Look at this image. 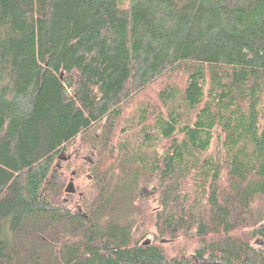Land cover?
Segmentation results:
<instances>
[{
  "label": "trees",
  "instance_id": "obj_1",
  "mask_svg": "<svg viewBox=\"0 0 264 264\" xmlns=\"http://www.w3.org/2000/svg\"><path fill=\"white\" fill-rule=\"evenodd\" d=\"M0 264H264V0H0Z\"/></svg>",
  "mask_w": 264,
  "mask_h": 264
},
{
  "label": "rangeland",
  "instance_id": "obj_2",
  "mask_svg": "<svg viewBox=\"0 0 264 264\" xmlns=\"http://www.w3.org/2000/svg\"><path fill=\"white\" fill-rule=\"evenodd\" d=\"M161 84V81H159L156 86L147 88L144 94L145 98L156 101L155 91ZM75 144L79 143L76 142ZM75 144L71 146L64 154H62V159L58 161V166L55 170V180L59 187L56 199L59 203L68 207L69 209H73V207L76 206V202L79 199L78 196L87 190L89 186V183L86 179L88 174L83 172L82 169L87 170V168H89V163H94L97 160V156L92 154L91 151L88 152L78 150ZM70 183H72V188L74 189L73 194L65 192ZM141 191L143 193L142 196L144 197L139 206L142 209V215H144L141 220V224H145L147 227L152 222L151 219L153 217V210L156 206L154 200H156V198L155 194H153L154 189L152 187L143 186ZM147 240H152L151 236L148 237ZM167 244L168 245H163L170 254L174 252H189L195 247L196 239H188L184 235H181L178 241Z\"/></svg>",
  "mask_w": 264,
  "mask_h": 264
},
{
  "label": "water",
  "instance_id": "obj_3",
  "mask_svg": "<svg viewBox=\"0 0 264 264\" xmlns=\"http://www.w3.org/2000/svg\"><path fill=\"white\" fill-rule=\"evenodd\" d=\"M58 158H59V160L62 159V153L59 155ZM59 160H58V161H59ZM56 165L58 166V162H57ZM65 192H66V193H70V194H73V193H74V189L72 188V183H70V184L68 185V187L66 188ZM79 211H80V209H79ZM145 244H148V242H146Z\"/></svg>",
  "mask_w": 264,
  "mask_h": 264
}]
</instances>
